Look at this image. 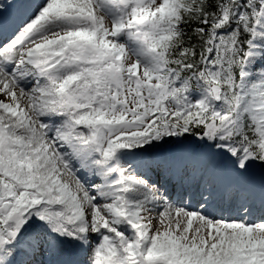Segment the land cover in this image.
<instances>
[{
    "label": "snow or ice",
    "instance_id": "snow-or-ice-1",
    "mask_svg": "<svg viewBox=\"0 0 264 264\" xmlns=\"http://www.w3.org/2000/svg\"><path fill=\"white\" fill-rule=\"evenodd\" d=\"M0 264H264V0H0Z\"/></svg>",
    "mask_w": 264,
    "mask_h": 264
}]
</instances>
